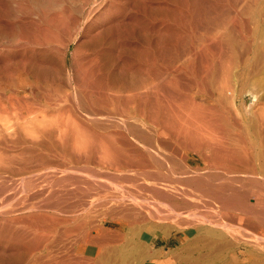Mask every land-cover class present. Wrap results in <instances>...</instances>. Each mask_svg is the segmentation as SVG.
<instances>
[{"label":"bare ground","instance_id":"obj_1","mask_svg":"<svg viewBox=\"0 0 264 264\" xmlns=\"http://www.w3.org/2000/svg\"><path fill=\"white\" fill-rule=\"evenodd\" d=\"M261 1L0 0V184L20 179L17 198L9 193L0 202V264H116L120 256L141 253L129 238L137 223L134 208L93 205L75 194L77 175H84L81 161L97 158L102 168L150 175L149 180L164 175L156 160L182 152L187 161L223 156L238 172L264 167L241 128L232 133L219 124V111L234 105L235 84L241 74L247 82L252 55L264 43L253 28ZM184 170L177 169L181 176ZM156 179L149 188L158 186ZM169 185L164 183L165 194L186 203L190 186L175 191ZM40 189L56 202L43 206V215L25 213L29 194ZM258 192L250 210L264 207ZM108 224L116 226L111 230Z\"/></svg>","mask_w":264,"mask_h":264},{"label":"rangeland","instance_id":"obj_2","mask_svg":"<svg viewBox=\"0 0 264 264\" xmlns=\"http://www.w3.org/2000/svg\"><path fill=\"white\" fill-rule=\"evenodd\" d=\"M261 2L263 3L262 4L263 10L261 12L260 18L258 19L259 23L253 24V28L255 30V36L261 35V36H263V39H264V0H262ZM254 18L257 20L256 17H254ZM254 25H255V27H254ZM261 51L264 54V43L262 44L261 50L258 49L256 54L254 53L255 55L254 54L252 55L253 59L251 58V61H250V69H251L250 74L251 75L248 77L247 82L243 81L244 75L241 74L239 76V79H238L239 84H238V82L236 83L233 81L230 83V86H231V84L233 85V83L237 84V85L235 84V90L236 91H235V96H234L235 98H233L234 105L232 106L228 103L229 105L225 108V110H223V111H226L225 113L222 110L219 111V114H220L219 118H221L222 120L219 119L218 122H220V120H221L222 123H219V124H222V126H224V124H225L226 127L232 131V133H235L236 130H239L241 128L240 131L242 132L243 137H245L249 141V143H251V144L254 142L255 145L252 144V148L254 150V153H256L255 154L256 156H259V158H260L259 161L264 164V152H263V150H264V148H263V146H264V86H263L264 85V83H263L264 82V75H263L264 74V57L263 56L264 55L262 54V56L260 58V54H258V53H261ZM256 62H257V64H256ZM241 71H242V65H241V69L239 68L238 72L241 73ZM241 81H243L244 85L242 84ZM230 88L232 90L233 87L231 86ZM200 99H202V97ZM229 107H230V109H229ZM235 107H236V109H235ZM233 109L235 111H233ZM231 112H232V114H231ZM232 117L234 118L235 121H237V123H238L237 125L236 124L234 126L231 125V124H234V120ZM237 126H239V128ZM255 133H257V134H255ZM261 142H262V144H261ZM260 146H262V147H260ZM190 148H188L187 150H191ZM260 151L263 155L262 154L260 155ZM178 153H180V151ZM182 154L180 153V154H178V156H176L177 154L176 155L174 154L172 158L164 157V159H163L161 157L154 162L158 166V168H160L162 170V172L164 173V175L163 174L157 175L158 178L155 175V177L157 179L155 177H152L154 181L156 179L160 183L161 186L159 185V183H158V186L155 185L158 187V189H157V187H153L151 185L149 188L148 183H150L152 181V178L150 179L151 181L149 180V178L151 177L150 175L147 176L145 174H142L143 176H141V174H139V173H138L139 174L138 175V174H134L133 172L131 173L130 171H119L118 172L114 169H108V168H104V167L102 168V166L101 165L99 166V164H97V162L95 161V160H97V158L90 160L88 163H86V161H84V162L81 161V163L79 164L80 170L83 171V172L80 171V173L81 174L83 173L85 175V176L80 175V174L77 175L78 178H79V176H81V178H79V180H78V182H81V183L80 184L78 183L79 188L77 189V192L75 193L79 198L83 197L82 199L85 200V202H88L89 204H93V205L94 204H105V205H107V204L115 205L116 204V205H122V206H125L127 208H130L131 210H132V208H134L133 209L134 214L136 213L135 211L138 212V213H136L138 215L135 214V217L137 216V218H135V222H137V223H135V225H134V232L135 233L133 232V234H131V236L129 238L134 237L133 241L135 240L138 244H140L141 250H139V251L141 253L138 252L139 254L137 253L136 255L135 254L134 255L129 254V255H127L128 258L124 257V260H123V257L120 256L119 258H117V260H115L116 264L122 263L121 261L126 262V264H264V207H257V208L251 207L252 208L251 210H253V212L250 210V207H249L252 204L253 199H254L252 194H257V192L259 191L258 194H260L261 197H264V194H262V193H264V187H262V186H264V183H263L264 167L260 168V169L259 168L256 169L254 171V173L241 172V171L238 172L235 169L230 170V164L228 163V161L223 156H220V158L218 156V157L208 158L205 160L197 159V161L196 160L195 161H193V160L187 161L184 158L186 156L185 153L182 152ZM183 158H184L185 162L182 161ZM159 160H161V161L159 162ZM94 162H96V163H94ZM207 162H208V164H207ZM209 162L211 164L212 163H214V164H212V166H211ZM160 163H161V165H159ZM168 163H170V164L168 165ZM215 163L217 164V166H213V165H215ZM81 164L83 166H81ZM175 164L177 167H175ZM226 164H227V166H226ZM178 165H179L180 169H185L184 170L185 173L182 174V176L177 171V169H179ZM167 166H170L173 171H170V172L167 171V169H166ZM227 167H229V168L227 169ZM175 168H176V170H174ZM197 168L199 170H197ZM203 168H205V169H203ZM214 168H216V169L214 170ZM164 170H166V171H164ZM229 171H231V172H229ZM107 172H109V173L112 172L113 174L112 173L107 174ZM210 172H212V173L210 174ZM219 172H221V173H219ZM222 172H224L225 175L222 174ZM260 172H261V174H260ZM90 173L93 174L92 177H94L96 179V182L94 181L95 180L94 178H93L94 180L92 178H91L92 179L91 180L90 177H88L89 175H91ZM127 173H131V174H127ZM173 173H175V174L173 175ZM196 173L197 174L202 173V174L200 176V174L197 175ZM204 173H208L209 175L204 174ZM240 173L242 174L241 176H240ZM125 174H127V175H125ZM132 174H133V176H132ZM169 174L172 176H169ZM115 175H116V177H115ZM229 175H232V176L229 177ZM243 175H244V177H243ZM77 176H76V178H77ZM178 176H180V177H178ZM183 176L184 177L186 176L185 179ZM213 176H215V177H213ZM245 176H246V178H245ZM140 177L142 180L140 179ZM143 177H145V178H143ZM164 177H165V180H167V182L164 180ZM192 177H193V179H192ZM253 177H254V179H253ZM195 178H196V180H195ZM197 178H198V180H197ZM258 178L260 181L258 180ZM180 179L181 180L184 179L183 184H182V181L179 184L178 180H180ZM229 179L231 181H229ZM19 180L20 179L18 177H15L13 179H9L8 180L9 183L7 184V187L5 186L4 182L0 184V199H1L0 202L1 203H2V198L5 195H7L9 193H12V195H13V193L15 194L17 187L20 185ZM137 180H139V181L137 182ZM159 180H162V182H160ZM172 180H173V182H171ZM186 180H187V182H186ZM214 180H215V182H214ZM233 180H234V182H232ZM240 180H242V181H240ZM82 182L87 183L89 185V187L86 184L81 185ZM116 182H117V184H115ZM194 182L195 183L197 182L196 184H198V182H199V184H201V185L198 184V188H197L196 187L197 185H195ZM237 182H239V184ZM111 183H113V185ZM140 183L142 185H139ZM164 183L168 184V185L171 183V185H169V186H172L174 184L176 188L173 187L174 185L172 187H173V189H176L175 191H180L182 189L185 190V188L188 186L193 188L194 191L190 187H188V191L186 192V190H187V188H186V190H185L186 203H185V201L184 202L180 201V199H178L176 196H174V197L169 196L170 197L169 198L165 194V190L167 188L169 189V187L168 186L165 187L166 185L164 186ZM193 183H194V185H192ZM122 184L125 187L124 186L122 187ZM189 184H191V185H189ZM117 185L122 187V189H126L128 186L129 187L127 188L126 191L122 190L120 187H118L119 188L118 189L119 192H118ZM146 185H147V187H146ZM211 185L212 186L214 185L215 189L212 188ZM82 186H84V187H82ZM200 186H202V187L199 188ZM253 186H254V188H253ZM13 187H15V188H13ZM144 187H145V189H144ZM162 187L163 188L165 187V188L163 189ZM153 188H156V191ZM178 188H180V189H178ZM196 188H197L198 192L195 190ZM229 188L232 190H229ZM243 188H245V189H243ZM147 189H148V191H147ZM203 189H205V191ZM207 189L210 190V192H207L208 191ZM219 189H221V190H219ZM235 189H236V191H235ZM144 190H145V192H144ZM237 190H239V191H237ZM11 191H13V192H11ZM127 191H129L130 195L128 193H124ZM216 191H217V193H216ZM246 191H247L248 196L245 195ZM252 191H254V192H252ZM141 192H143V193H141ZM150 192H151V194H150ZM237 192H240L239 193L240 195L237 194ZM157 193H159V194H157ZM218 193H221L222 195H226V196L223 197L221 194H218ZM161 194H164L163 197L165 200L162 199L163 197ZM186 195L187 196L189 195V197H188L189 199H187ZM201 195H203V196H201ZM227 195H229V197H228L229 199L230 198L234 199L232 204H231V201L226 200ZM235 195H236V197H235ZM243 195H245L247 197L245 198ZM123 196H125L127 198L125 199V197H123ZM192 196H194V197H192ZM208 196H210L211 199ZM238 196H239V198H241V200H239ZM195 197H198V199ZM203 197H204V199H203ZM215 197H218L219 199H217V198L215 199ZM5 198L3 201L6 200ZM16 198H17V195H16ZM199 198H201V199L199 200ZM137 199L139 201H141V203ZM193 199H194V202L195 201L198 202L197 203L198 205H200L199 204L200 202L202 203V205L197 206L196 202L192 203ZM195 199H197V200H195ZM143 200H145L146 202H143ZM147 200L153 202L154 206L157 205V206H155L156 208L155 207L153 208L152 206L149 207V205H152V204H151V202H149L150 203L149 204L147 202ZM16 201L17 200L13 201V203H14V204L12 203L13 207H15L17 205L18 201L17 202ZM211 201L213 202V204L215 203V205L212 206ZM224 201H225V203H224ZM55 202L56 201L54 199L50 200V199H46V197H43V189H40L37 192H31L29 194L28 200H27V205L30 207V209L25 210V211H27L25 213H30V214L32 213L34 215H38V214L43 215V206H47L48 204H53ZM75 202L77 204H79L80 200L78 199V202L77 201H75ZM154 202H155V204H154ZM204 202H207V203H204ZM220 202H222L223 204ZM139 203H140V206H142L141 204H143V207H146L150 210L145 209V211H143L144 208L137 206V205H139ZM186 204H188V205H186ZM238 204H240L239 207H237ZM134 205H136L137 207ZM147 205H148V207H147ZM204 205L206 207H204ZM241 205L244 207V209ZM9 206H11V205H9ZM227 207L231 210H234V211L226 209ZM234 207L236 209H234ZM247 208H248V210H246ZM240 209H242V210L240 211ZM165 210H167V211H165ZM223 210H225V211H223ZM217 211H218V213H217ZM227 211L228 212L230 211V212L228 213ZM235 211L237 212V214ZM143 212H145V213H143ZM175 212L177 214H175ZM199 212H200V214H196ZM222 212L224 214L226 213L225 214L226 216ZM247 212H249V213L246 214ZM250 212H251V214H250ZM140 213H141V215H139ZM151 213H153V214H151ZM255 213H257V214H255ZM22 214H24V213L22 212ZM170 214H172V217ZM179 214H182V215L179 216ZM228 214H231V216L234 214L232 217H230L231 220L226 218L227 216H229ZM196 215H198V217ZM220 215L222 217H220ZM235 215H237V216H235ZM132 216H133V213H132ZM223 216H224V219H223ZM237 217H239V220ZM169 218H171V219H169ZM234 218H236V220ZM243 218L245 219L244 221H243ZM138 219L143 220V221L140 222ZM144 219H147V220L144 221ZM40 220H42V218L36 219V221H40ZM34 221H32V222H34ZM211 221L212 222L214 221V223H211ZM221 224L222 225L224 224V225L222 226ZM227 224H228V226H227ZM107 226H108V228L113 230L116 225L115 224L114 225L108 224ZM244 240H245V242L246 241L247 242L245 243ZM109 252H110V254H113L111 250ZM124 252H126V251L119 252V255L124 253ZM138 257H139V259H137ZM125 259H127V260H125Z\"/></svg>","mask_w":264,"mask_h":264}]
</instances>
